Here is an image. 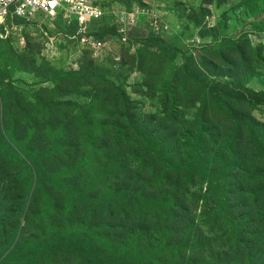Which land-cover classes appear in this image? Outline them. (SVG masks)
Returning <instances> with one entry per match:
<instances>
[{"label":"rangeland","instance_id":"obj_1","mask_svg":"<svg viewBox=\"0 0 264 264\" xmlns=\"http://www.w3.org/2000/svg\"><path fill=\"white\" fill-rule=\"evenodd\" d=\"M108 1L138 13L128 42L110 17L107 43L89 54L59 49L30 24L0 46V264H72L55 256L61 245L74 264H92L96 250L113 264H147L154 249L162 261L152 264H264V155L240 168L225 153V135H239L223 133L234 108L264 132V104L231 98L264 95V27L257 36L250 23L264 0ZM62 14L35 19L54 29ZM73 119L90 135L115 134L82 143ZM30 212L46 223L40 239L20 233Z\"/></svg>","mask_w":264,"mask_h":264},{"label":"trees","instance_id":"obj_2","mask_svg":"<svg viewBox=\"0 0 264 264\" xmlns=\"http://www.w3.org/2000/svg\"><path fill=\"white\" fill-rule=\"evenodd\" d=\"M98 5L101 7V9L103 10V15L99 20H94L91 21L89 24V31H88V35L95 37V39H97L98 41H100L103 46L102 49L104 48V43H107L108 41V35L106 30H104L102 28L103 24V20L105 18H110L113 17V20H115V16L113 14V7H114V3L109 2L108 0H101L98 2ZM254 8H253V12L254 14L251 15L253 21H250V23L252 22V25L258 29H263L264 27V16L260 17V11H264V6L261 5V9L258 8V6L256 4H253ZM130 9V8H128ZM239 16L242 17V19L245 21L244 17L245 16V12L243 11ZM114 24H112L113 26L116 25L119 26L116 22L113 21ZM19 25L16 27V25ZM30 24V25H29ZM6 28L4 26H0V32L5 34L6 33V37L5 39H0V46H2V44H4L5 42H7L9 40L10 36H13L14 31L15 32H20L22 31L24 28L28 27V25L30 26V28H34L36 30V28H40L41 30L45 29L46 32L48 34H50L51 36H55L56 37V42H61V45L59 47V49L61 48V50H66L69 52H73V53H91V50H82L81 52H79L76 49V40L71 39L70 37L74 35V32L76 30V25L77 23L74 20L70 21L69 25H65L63 21L61 22H56L54 23L55 28L51 29V28H47V26L45 24H42L40 26L36 25V22H27L24 19H20V18H16V17H9L6 21ZM111 25V27H112ZM257 28L255 29V34L258 36L261 33V30H257ZM114 29V28H113ZM9 32H11V34L8 36ZM116 32L119 33L118 29H116ZM42 33V32H41ZM40 33V34H41ZM128 35V40L127 42L130 40V37L136 36L138 35V27H132L131 30L129 32L126 33ZM44 36V33H43ZM130 36V37H129ZM105 37V38H104ZM44 43V42H43ZM259 47L257 48V50L260 53L264 52V46L258 45ZM44 59V58H43ZM257 59L260 60V57L258 58L257 55ZM231 98L234 100V104L239 103V105H243L246 108L249 107H257L258 105H262L264 104V95L258 94V93H254V92H247L244 91L243 93H239L236 95H231ZM249 98V99H248ZM220 99V98H217ZM93 102H96V100H94ZM219 114V112H217V115ZM227 116L230 117L232 119V122L235 124V126L231 129H223V133H236L239 136H231V139H228V137L225 135V140H226V146H225V153L231 155V153L235 156V158L238 160V162H240V168H244L247 167L248 165H252L254 167H256V163L257 166H261V155H264V132L263 130L256 125L252 120L251 117H247L244 113H240L237 111L236 108L233 109L232 112L227 113ZM74 122H71L70 127L74 130H70V132L77 134L79 138H82L80 141L82 143H88V140L93 139V137L96 136L97 139V132L98 135L101 134L103 135L105 132L109 133V134H115L114 132H112L111 130H107V126H105L106 131L105 130H97L95 132H92V135H90V131H86L84 128H82L80 125L82 122H79L77 119H73ZM89 122H95L96 120L95 118H89L88 119ZM128 121L130 123L134 122L132 119H128ZM213 121H216V117L215 115L213 117H210L206 120V122L211 123ZM77 125H76V124ZM75 125L77 126V129L75 128ZM233 124H229V127L232 126ZM129 127H132V129L134 128L136 131H138V123L134 122V124L129 125ZM228 127V126H226ZM127 130V131H131ZM124 131H122L123 133ZM28 133H26L27 135ZM118 136H120V134H117ZM241 135V136H240ZM39 136L38 135H34L33 136V140H37ZM233 137V138H232ZM90 138V139H89ZM116 139L118 140L119 137H116ZM138 137H128L126 140L122 141L124 145H126L127 147H133V148H138ZM230 140H233L230 141ZM141 141V140H140ZM167 141L171 142L173 147H175L180 141L177 137H170ZM246 144V146H245ZM33 148H36L35 145H32ZM245 146V147H244ZM244 147V148H243ZM143 150H149L144 144H143ZM32 152L28 151L26 149V151L23 154V161L24 163L25 160H32ZM252 153H256V154H252ZM239 167H236V171L238 173L241 172V169ZM24 173V172H23ZM37 175V173H36ZM242 175V173L240 174V176ZM22 184V182L20 183ZM28 189H30L28 187ZM143 202L146 203V199H143ZM21 205V202L16 198L14 200V209L16 208V206ZM58 214H63L64 212L62 210L58 209ZM14 215H19V211H14L13 212ZM33 213L30 212L28 214V216L25 218V222L27 224H29V226L27 228L23 227L22 229H20V233L22 235V237L26 234V236L28 237V239H40L41 236V229L44 225H46V223H40V219L38 217V219L35 220V217L33 218ZM31 217V218H30ZM16 218V217H15ZM33 218V220H32ZM32 220V222H31ZM227 223H231L233 226H235V222L227 219L226 218ZM31 222V223H30ZM59 219L56 217V223L53 225L56 226V224H58ZM39 225V226H38ZM52 229V228H50ZM53 232L54 229H52ZM233 230H237V226L234 227L231 230L228 231H223V235L225 237L228 236V233H231ZM60 235H64L62 233H60ZM55 241H65L62 238H55L53 239ZM10 245H8L5 249L9 248ZM11 247V246H10ZM45 248V247H43ZM155 249L151 251V253H153L155 255V258L152 257V260L148 259L147 264H152L153 262H161V259H158ZM54 254L55 256L58 258V260L62 263H73L72 261V255L70 253V247L69 245H61L58 247H55L54 249ZM148 257V256H147ZM115 259L110 258L107 253H103L101 251H93L92 252V264H113Z\"/></svg>","mask_w":264,"mask_h":264},{"label":"built area","instance_id":"obj_3","mask_svg":"<svg viewBox=\"0 0 264 264\" xmlns=\"http://www.w3.org/2000/svg\"><path fill=\"white\" fill-rule=\"evenodd\" d=\"M101 0H0V26L6 28V21L9 17L24 19L27 22H36V14H43L45 18L54 20L60 12H63V22L69 25L74 20L76 30L71 39L76 40V49L94 50L101 46V42L95 37L88 35L91 21L99 20L103 10L98 5ZM115 21L121 25L120 32H129L138 20V13L125 15L123 12H116L113 9ZM41 23V24H39ZM126 23V24H124ZM43 21L36 22L40 26ZM52 28H55L52 23ZM6 33L0 32V39H5Z\"/></svg>","mask_w":264,"mask_h":264}]
</instances>
